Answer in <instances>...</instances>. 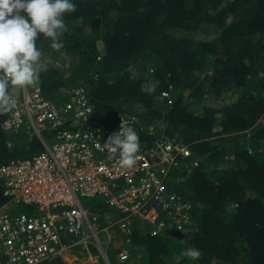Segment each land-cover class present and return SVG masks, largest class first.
Masks as SVG:
<instances>
[{"label":"trees","instance_id":"trees-1","mask_svg":"<svg viewBox=\"0 0 264 264\" xmlns=\"http://www.w3.org/2000/svg\"><path fill=\"white\" fill-rule=\"evenodd\" d=\"M73 2L63 47L37 41L45 61L43 96L57 100L63 89L85 84L96 125L136 114L148 148L167 141L191 149L181 167L198 161L184 183L192 205L188 231L151 237L159 222H145L142 235L132 227L128 260L114 249L111 264H264V0ZM58 52L66 54L68 70L55 66ZM153 81L159 85L149 93ZM170 86L173 105L163 104L160 94ZM3 121L0 164L16 156L7 141L21 139ZM179 175L188 178L186 168ZM184 185L175 186L179 194ZM107 200L91 202L99 219L110 210ZM9 201L0 194V206L16 204ZM187 247L201 257H184Z\"/></svg>","mask_w":264,"mask_h":264},{"label":"clouds","instance_id":"clouds-1","mask_svg":"<svg viewBox=\"0 0 264 264\" xmlns=\"http://www.w3.org/2000/svg\"><path fill=\"white\" fill-rule=\"evenodd\" d=\"M76 8L73 0H0V117L4 118L3 122L8 134L21 136L27 141L26 157L15 156L1 163L0 167L12 162L32 160L44 153L46 146L54 147L57 144H63L62 142L70 146L72 142L83 140L86 135L100 141L105 148L104 152L119 156L122 168L131 169L136 164L140 167L142 160L146 159L149 167L139 170L136 174L138 179L145 178L149 186V188L143 187L140 196L142 199L146 194L147 198L142 209L137 213L124 212L107 203L110 210L102 219H99L91 208L93 200L83 199L82 205L88 211L90 220V226L85 227L84 238L82 235L75 236L68 231H62L64 248L56 259L41 264L60 260L67 264L65 258H73L74 264H81L82 259H86L83 261L84 264H99L100 261L111 264L108 254L114 249L119 250L120 260L126 262L130 253L125 245L131 240L128 236L132 227L141 230L142 235L146 231L145 222L150 224L159 222L155 230L150 232L151 237H156L159 232H163L168 238H172L178 232L182 235L188 231L192 223L190 217L192 205L184 196L186 186L184 183L195 174L198 161L193 158L192 164L181 167L180 162L191 157V149L181 145L175 146L167 141L148 148L142 136L143 130H138L135 126L136 114V116L119 115L116 124L96 125L92 120L94 107L85 84L63 89L62 96L57 99L60 103L54 98L43 96L39 74L45 68V61L44 53L37 47V41L42 37L49 41L51 49L60 50L63 47L60 37L66 30L65 15L75 12ZM58 55L59 58L55 59L54 64L57 65L56 61L61 59L69 61L65 53L58 52ZM158 85L159 81H153L147 91L155 92ZM10 89L17 92H10ZM36 92H39L40 96L50 104L49 110L54 108L57 111L61 120V125L54 126L53 123L52 125L48 123L44 124L46 129H42L38 124L37 115L35 117L33 115L39 136L35 133L29 134L30 124H23L17 130L11 123L14 107L24 109L25 104L29 103V99ZM174 92L171 86L168 90L162 91L160 102L173 105ZM24 120L28 121L26 115ZM149 130L152 131V128ZM149 130L144 133L147 134ZM149 134L152 135V133ZM48 140L53 142L52 145L48 143ZM16 145V140L7 141L8 149L11 151L15 150ZM170 153L171 156H169ZM182 168H186L188 178L179 175ZM150 175H155L160 183H155ZM176 185H184L183 194L178 193ZM119 186L114 194L118 195L124 189L123 183ZM0 194L3 195V193ZM111 197L115 196L110 195L107 197L108 200ZM9 206H12L13 211V205ZM23 207L26 209L23 213L32 210L24 205ZM152 211L150 216H153V219L147 218ZM100 233L105 235L104 240L99 238ZM181 242L184 243V241ZM93 248L98 252V256H94ZM71 250H76L78 256L69 253ZM182 255L191 260H198L201 257V251L195 247H187Z\"/></svg>","mask_w":264,"mask_h":264},{"label":"built area","instance_id":"built-area-1","mask_svg":"<svg viewBox=\"0 0 264 264\" xmlns=\"http://www.w3.org/2000/svg\"><path fill=\"white\" fill-rule=\"evenodd\" d=\"M28 102L22 110L14 107L11 123L17 130L30 124L29 134L39 136L33 115L42 129L48 123L61 125L59 114L54 108L49 110L50 104L39 92ZM62 143L46 146V151L32 160L0 167V193L10 199L9 203L32 208L31 212L15 214L12 206L0 207V264H41L56 259L64 248L62 231L84 238L90 220L83 199L113 195L107 201L110 206L133 213L146 203V194L142 199L140 196L143 187L149 188L147 180L136 175L149 167L146 159L140 167L136 164L125 169L119 156L104 152L103 144L95 138L86 135L70 146ZM150 177L160 183L155 175ZM120 183L124 189L114 194Z\"/></svg>","mask_w":264,"mask_h":264},{"label":"rangeland","instance_id":"rangeland-1","mask_svg":"<svg viewBox=\"0 0 264 264\" xmlns=\"http://www.w3.org/2000/svg\"><path fill=\"white\" fill-rule=\"evenodd\" d=\"M56 63H57V65L55 64L56 66L59 65L58 67H61V68L65 69V70H68V65L70 66V64H68V62H63V59L57 60ZM12 92H13V89H12ZM209 103L211 104V102H209ZM211 105L216 107V105H214V104H211ZM200 112H201V110L199 111V113ZM48 143L50 145H52L53 142L51 140H48ZM26 148H27L26 139L25 138L19 139L17 141V145L15 146V150H14V152L16 154V157H26V154H25ZM9 160H11V158ZM12 212L13 213H23V212H26V209H25V207H23V205L14 204ZM155 212H156V210H155ZM152 213H153V211L149 214V216H147V218L153 219V216H150ZM102 226H103V224H102ZM97 230H99V229H97ZM99 238L101 240H104L105 239V235L103 233H100L99 234ZM83 252H84V250H83ZM69 253L75 254L76 256H78V253H77L76 250H71V251H69ZM68 256H70V254H68ZM85 260L86 259H82L81 264H84L83 261H85ZM65 261H66L67 264H74L73 263V258L72 259H68V258L66 259L65 258Z\"/></svg>","mask_w":264,"mask_h":264}]
</instances>
